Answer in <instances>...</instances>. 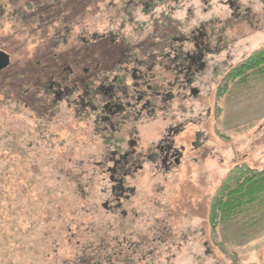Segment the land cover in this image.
Instances as JSON below:
<instances>
[{
  "label": "rangeland",
  "instance_id": "1",
  "mask_svg": "<svg viewBox=\"0 0 264 264\" xmlns=\"http://www.w3.org/2000/svg\"><path fill=\"white\" fill-rule=\"evenodd\" d=\"M0 1V49L11 56L0 72V264H264V211L227 227L221 250L208 224L211 201L232 167L242 160L264 167V115L254 120L243 109L238 122L223 120L227 106L248 104L264 81L237 87L222 101V136L213 93L226 69L214 76L213 68L226 54L209 59L207 86L187 113L189 121L201 120L203 155L184 157L171 171L135 157L131 166L144 170L128 178L134 191L125 194L114 191L106 172L113 165L102 138L66 107L57 115L50 91L58 69L72 60L71 47L87 38L114 35L132 57L156 59L163 43L212 17H230L229 7L219 0H153L147 11L148 0ZM239 3L243 12L262 7L259 0ZM74 10L83 16H70ZM238 39L227 67L263 47L264 31ZM111 51L121 55L114 47L94 54L108 60ZM140 130L143 147L157 141L152 127Z\"/></svg>",
  "mask_w": 264,
  "mask_h": 264
},
{
  "label": "flooded vegetation",
  "instance_id": "2",
  "mask_svg": "<svg viewBox=\"0 0 264 264\" xmlns=\"http://www.w3.org/2000/svg\"><path fill=\"white\" fill-rule=\"evenodd\" d=\"M152 1L142 4L146 11ZM204 1L210 5V0ZM219 1L229 7L230 17H212L190 33L163 43L167 48H163L161 56L156 59L132 57L130 45L114 35L94 36L81 41V46L71 47L72 60L58 69L57 81L50 86L56 97L57 115L66 107L75 121L79 120L89 129L92 126L102 138L106 151L104 157H111L113 165L106 172L110 174L111 182L117 184L115 192L134 191L128 187L127 180L135 170H144L142 164L136 168L134 164L131 166V159L135 157L146 158L157 170L171 171L182 166L184 157L203 155L199 142L201 120L191 122L187 113L190 111L188 104L191 101L195 104L207 86L205 75L212 69L208 61L226 54L213 68L214 76L221 72L220 67L226 69L214 89L215 107L220 82L234 67L249 58L227 67L233 60L231 52L238 38L246 39L264 31V0H259L262 3L260 9L250 5L244 12L240 0ZM5 8L0 1V17L5 15ZM74 11L70 16H83V13ZM206 12H210L209 9ZM154 45L156 47L157 42ZM104 47L109 50L114 47L121 55H114L111 51L112 55L106 60L100 54H94L95 50ZM175 104L179 106L180 115L174 114ZM197 114L199 120L201 113ZM140 127H152L157 141L143 147ZM114 145L118 147L112 149Z\"/></svg>",
  "mask_w": 264,
  "mask_h": 264
},
{
  "label": "trees",
  "instance_id": "3",
  "mask_svg": "<svg viewBox=\"0 0 264 264\" xmlns=\"http://www.w3.org/2000/svg\"><path fill=\"white\" fill-rule=\"evenodd\" d=\"M261 80L264 81V46L234 67L218 86L215 122L218 124L220 135L223 136L220 131L224 112L222 101L232 94L235 88ZM258 211H264V167L258 169L249 161L242 160L232 167L211 201L208 224L214 244L221 250L218 239L222 240V232L230 226L237 228L236 225L241 224L243 219H246L244 224H248L247 218H254ZM239 230L246 231L247 227Z\"/></svg>",
  "mask_w": 264,
  "mask_h": 264
},
{
  "label": "crops",
  "instance_id": "4",
  "mask_svg": "<svg viewBox=\"0 0 264 264\" xmlns=\"http://www.w3.org/2000/svg\"><path fill=\"white\" fill-rule=\"evenodd\" d=\"M264 91L263 92H259V93H255V95L251 96L252 99L248 102V104L242 105V103L240 104L239 102L235 104L234 107L231 108V110L228 111V107L225 110V115L223 120H225V123L227 122L228 118L229 120H231L232 118H234L235 122L239 121V117L241 115V113H243V109L245 110L246 114H247V118H253L254 120H256L259 117H263V113H264ZM244 114V113H243ZM250 115V116H249ZM222 128V125H221Z\"/></svg>",
  "mask_w": 264,
  "mask_h": 264
},
{
  "label": "water",
  "instance_id": "5",
  "mask_svg": "<svg viewBox=\"0 0 264 264\" xmlns=\"http://www.w3.org/2000/svg\"><path fill=\"white\" fill-rule=\"evenodd\" d=\"M11 66V56L0 49V72Z\"/></svg>",
  "mask_w": 264,
  "mask_h": 264
}]
</instances>
